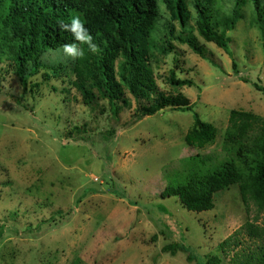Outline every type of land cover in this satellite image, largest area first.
Segmentation results:
<instances>
[{
	"label": "rangeland",
	"instance_id": "1",
	"mask_svg": "<svg viewBox=\"0 0 264 264\" xmlns=\"http://www.w3.org/2000/svg\"><path fill=\"white\" fill-rule=\"evenodd\" d=\"M212 1L225 14L235 4ZM7 5L0 2V32ZM161 10L171 21L169 11ZM240 13L226 33V52L206 44L214 62L176 44L184 53L176 76L192 82L177 91L191 101L192 111L166 109L121 128L132 105L111 140L104 136L112 128L109 115L101 118L62 84L63 75L55 76V66L72 60L62 48L43 54L25 88L8 66L12 62L0 58V264H203L212 255L228 264L232 253L226 259L219 248L228 236L241 241L239 253L244 243L256 244L236 232L255 215L256 225H264V213L253 203L242 205L236 186L215 193L213 208L203 212L161 196L165 188L214 169L205 157L219 153L230 110L264 117V97L252 86L264 88V35L253 22L250 1ZM190 28L194 31V22ZM163 30L156 27L152 38L159 39ZM175 30L178 34V23ZM173 54L155 67L165 92H173L166 82ZM194 112L217 129L213 145H185ZM166 245H182L186 252L164 253Z\"/></svg>",
	"mask_w": 264,
	"mask_h": 264
},
{
	"label": "trees",
	"instance_id": "2",
	"mask_svg": "<svg viewBox=\"0 0 264 264\" xmlns=\"http://www.w3.org/2000/svg\"><path fill=\"white\" fill-rule=\"evenodd\" d=\"M3 1L8 5L0 32V58L7 56L6 65L12 62L8 66L21 77L25 88L27 76L39 72L46 51L77 43L84 55L72 58L64 67L55 66V76L63 75L66 81L62 84L74 89L80 102L92 107L101 118L107 119L109 115L112 128L104 136L111 140L121 114H127L132 105L133 112L121 128L162 110H193L191 101L177 91L192 82L176 76L177 68L183 64L180 57L184 56L176 44L214 62V53L206 44L228 50L230 39L226 33L242 18L240 10L246 0H235L228 14L217 12L212 0H0ZM248 1L254 10L253 22L264 35V0ZM162 6L171 14V21L162 17ZM76 15L93 37L96 52L59 27L61 21L70 23ZM191 22L194 31L187 30ZM175 23L180 27L178 34ZM160 25L163 35L154 40L152 32ZM173 53L177 57L172 58L173 68L166 77L173 92H165L158 84L155 67ZM232 68L238 72L234 62ZM42 78L46 81L50 76L43 74ZM252 86L264 97V88L256 83ZM217 135V129L194 112L193 125L185 133L184 142L189 148L203 149L213 145ZM206 158L214 163L213 170L196 174L176 187H167L161 196L178 198L187 211L203 212L213 208L215 193L236 186L242 205L253 203L258 213H264V117L230 110L220 151ZM257 219L255 215L254 220L246 221L236 232H242L256 244L250 247L244 243L241 253L236 251L241 241L235 240V235L219 244L225 258L232 253L226 258L228 264H264V225H256ZM162 250L186 252L182 245H166ZM203 264H222V259L212 255Z\"/></svg>",
	"mask_w": 264,
	"mask_h": 264
},
{
	"label": "clouds",
	"instance_id": "3",
	"mask_svg": "<svg viewBox=\"0 0 264 264\" xmlns=\"http://www.w3.org/2000/svg\"><path fill=\"white\" fill-rule=\"evenodd\" d=\"M59 27L64 31L71 32L75 41L79 42V44H87L92 52H96L98 50L97 45L93 42V37L84 26L83 21L78 15L73 16L70 23H64L61 21L59 23ZM62 51L66 56L73 59L84 55L83 49L80 48L77 43L63 45Z\"/></svg>",
	"mask_w": 264,
	"mask_h": 264
},
{
	"label": "built area",
	"instance_id": "4",
	"mask_svg": "<svg viewBox=\"0 0 264 264\" xmlns=\"http://www.w3.org/2000/svg\"><path fill=\"white\" fill-rule=\"evenodd\" d=\"M94 180L96 181L97 179L95 178Z\"/></svg>",
	"mask_w": 264,
	"mask_h": 264
}]
</instances>
